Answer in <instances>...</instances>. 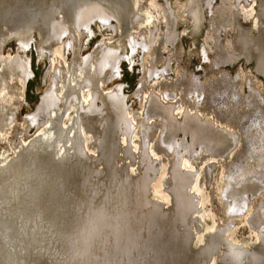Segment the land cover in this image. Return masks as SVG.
Returning a JSON list of instances; mask_svg holds the SVG:
<instances>
[{"label":"bare ground","instance_id":"obj_1","mask_svg":"<svg viewBox=\"0 0 264 264\" xmlns=\"http://www.w3.org/2000/svg\"><path fill=\"white\" fill-rule=\"evenodd\" d=\"M15 1H5L10 6L5 14V18H10L8 24H14V17L28 18L32 13L31 17L36 18V12L50 11L48 7L34 6L37 0H17L14 7ZM71 1L53 0V3L54 6L67 8L70 19L74 13V21L80 27L84 21L90 20L87 17L92 18L86 23V32L89 30L93 34L90 25L95 15L103 23L110 22L112 13L108 8L91 10L85 4L91 5L92 0H82L84 3H79L73 10ZM120 6L124 7L123 4ZM53 21L48 29L51 42L58 41L55 31L65 33L61 28L65 21ZM43 23L37 26L44 25L42 27L46 31L47 22ZM21 43L22 50L28 49V39ZM260 52L257 66L263 72L264 51ZM109 53L112 55L97 58V69L102 73L110 69L113 78L119 57L114 52ZM17 55L11 59L12 71L18 70L13 74L19 73L22 68L26 71L28 66V62ZM82 62L87 65L86 59ZM30 73V69L26 74L22 73L23 83L30 79ZM64 82L66 86L67 80ZM85 82L94 84L90 78ZM70 101L67 95H55L52 82L34 116L30 114L27 117L32 124L39 122L40 118L45 120V130L0 168V264H203V258L209 259L208 256L214 254L215 240L212 239L219 230L215 228L202 238L199 235L200 220L195 212L201 198L207 194L205 180L210 177L215 154L209 150L200 151V155L176 153L163 146L167 144V136L161 142L157 134L159 128L147 141L141 142L144 147L142 153L140 148L136 153L134 142L128 138L134 130L130 123L128 126L125 124V135L119 131L100 136L96 134L95 124L94 131L86 126L90 121L85 125L86 119L91 120V112L87 108L79 113V118L74 117V121L65 118L66 115H59V112V116L48 113L53 106V109L61 111L59 103L69 102L70 106ZM122 105L125 106L124 101ZM125 111L130 122L126 108ZM148 113L150 117L157 113L154 117L164 115L166 120L170 118L166 109L153 103L148 104ZM106 115L110 113L106 112ZM126 120L123 113L120 118L119 114L113 115V122L118 127ZM196 120L187 129L193 136L194 144L199 142L212 152L218 150L221 154L232 145L227 133L207 131L211 123ZM166 131L164 133L167 134ZM211 139L213 146L206 143L207 140L210 143ZM38 146L40 149L36 152ZM241 151L231 157L228 167L232 173L228 176L237 170L238 165H245ZM164 163L167 165L163 168ZM159 171L163 178L156 180H160L157 188L152 187L157 191V198L162 199L157 201L149 192ZM233 181L226 192L238 198L243 195V189L239 188L246 183L239 180L234 187ZM243 202L238 198L236 203L239 206ZM261 212H257L250 222L256 227L255 245H258V250L248 254L232 246L236 248L231 251L232 260L234 257L238 262L242 256L249 255L255 263L264 264V214ZM11 233H14L12 237ZM197 243L201 245L196 247ZM218 260L216 258L214 263Z\"/></svg>","mask_w":264,"mask_h":264},{"label":"rangeland","instance_id":"obj_2","mask_svg":"<svg viewBox=\"0 0 264 264\" xmlns=\"http://www.w3.org/2000/svg\"><path fill=\"white\" fill-rule=\"evenodd\" d=\"M5 1L2 0L0 6L3 2L6 3ZM133 1L135 4L132 11L139 20L129 29L133 45L122 36V28L115 19L106 25L99 20L92 22L90 30L93 34L84 29L70 31L72 27L69 23V34L61 41L46 43L41 35L45 32L42 27L44 25L36 26L34 39L25 51L19 47L16 38L12 37L6 41L3 39L5 42L0 46V58L14 57L19 53L29 63L32 71L30 79L25 83L19 73L9 78L10 88L7 87L3 96L0 95V105L4 107L0 108L15 115L13 120L0 128V168L26 148L27 143L38 133L45 130V120L40 118L39 122L32 124L27 120V116L33 114L40 106L42 97L52 82L55 95L63 96L66 91L64 79L69 78L70 88L75 87L81 79L83 72L79 69L85 70L81 66L82 59L93 55L91 58L97 60L101 49H115L119 57V63L116 64L119 67L118 73L109 80L106 88L121 86L120 98L123 99L127 112L142 121L139 127L146 119L148 102L150 105L154 99L158 103L161 102L160 107L168 108L170 104H175L173 115L178 123L184 122L185 112H188L189 116L197 112L196 115L201 119L213 123L214 127L210 126L218 129L215 132L226 129L236 133V141L232 142L228 150L222 154L214 150L213 169L208 180H205L207 194L201 198V203L196 208L195 215L200 220L199 235L202 238L215 228L219 230L212 239L215 240L212 248L214 254L208 256L209 259L203 258L202 262L261 264L255 263L249 255L242 256L238 262L230 256L232 249H236L232 246L248 254L258 250V245H255L256 227L250 222L257 212L262 211L264 214V166L262 167L261 157L255 152L259 146L264 148V73L257 66V51L252 48L250 52H245L241 42L246 37L251 41L260 38L264 44V37L261 36L264 35V0ZM35 2L43 9L53 6V0ZM5 14L6 10L0 7V17L3 18ZM0 25L5 35L15 30L13 24L0 22ZM20 31L21 34L30 32L26 29ZM76 64L81 68H76ZM1 67L2 64L0 77ZM150 70L155 74H149ZM194 84L200 88L195 94L190 93L188 89ZM2 86H5V82L0 83V90ZM88 90L91 89L83 90L82 102L89 98ZM149 91H152L150 99H153L147 101ZM204 104L208 110H205ZM70 106L71 115L73 111L82 112V105ZM98 107L103 109V106ZM197 107H202L204 112L196 111ZM56 114L54 112V115ZM76 115L70 116L72 121ZM78 116L79 114L76 118H79ZM90 118V123L86 125L88 121H85V125L94 131L95 124L96 134L107 128L106 118L101 126L98 124L101 120ZM158 118L159 116L151 117L144 129L149 133L154 130L155 133L159 128L160 133L157 134L161 135L163 128L159 125ZM176 140L192 144L196 155L205 150L202 144H194L193 136L185 134L183 130L176 133ZM209 141L206 143L213 146L212 139L210 143ZM39 149L40 146L36 147L35 151L38 152ZM59 150L60 148L57 149ZM143 150L142 146L141 151ZM240 150L245 164L242 168L252 170L253 174L258 173L261 179L238 186L245 194L244 203L238 206V199L227 195L226 191L230 182L228 173H232L228 167L231 163L229 161ZM181 154H185V148L181 149ZM165 165L167 163L163 164V168ZM158 178H163L160 171L152 181L149 192L157 201L162 199L157 198V191L152 187H158ZM163 187L162 192H165ZM200 245L197 243L195 246ZM222 255H225L223 260ZM216 258H219L218 263H214Z\"/></svg>","mask_w":264,"mask_h":264},{"label":"flooded vegetation","instance_id":"obj_3","mask_svg":"<svg viewBox=\"0 0 264 264\" xmlns=\"http://www.w3.org/2000/svg\"><path fill=\"white\" fill-rule=\"evenodd\" d=\"M20 1L22 2V0H20ZM81 1L82 0H72L71 1L72 6H73V10L76 8V6H78L79 3H84V2H81ZM91 2H93L91 5H86L85 4V7L86 8H90L91 10H94V8H96V7H104V8H108L109 12L112 13V16L110 14L111 20H110L109 23H103L102 21H100V19H99V17L97 15H95V17L93 18V22L95 20H99L102 24L106 25V24H110L111 21L113 19H115L118 22V24L121 26V28H122V32H121L122 36L126 37L130 41L131 37L129 36V29L134 24H136L137 21H139V20L136 19V16H134V13L132 11L134 9V4H135L134 1L133 0H92ZM0 3H2V0H0ZM87 3H89V2H87ZM52 4H53V6L48 7L49 10H50L49 13L36 12L35 13L36 18L31 17L32 13L29 14L28 18H17V17H14L15 19H14L13 26H15L14 27L15 30H12L8 35H5V33L3 34V29L0 28V38H1L0 39V46L1 45L3 46L4 42L8 38L10 39L12 37H14V38H16L18 40L19 47L22 44L21 43L22 40L28 39L29 41L32 42L33 39H34L33 38L34 37L33 34L37 30L36 29L37 24H39V23L40 24H44L43 23L44 21H46L47 22L46 24L48 25V27L46 28V31L43 32L42 34L39 31L38 32L42 35L44 43H46V41L51 42L50 41L51 40L50 39V37H51L50 36V30H48V29H49L50 24L52 22H54L53 20H56L55 22H58V21L63 22V20L65 21V22H63L64 26L61 25V28L64 29L65 33L58 32V30L55 31V33H54L55 36L59 37V38H57L58 41H61L65 37V35L69 34V28L70 27H72L70 29V31L71 30L75 31V30H79V29L86 30V27H85L86 23L92 20V18H88L87 17V19H90V20L84 21L83 22L84 24L80 27L76 23V21H74L75 20L74 19V13L72 15V19H69V16L67 14V12H68L67 8H63V7L60 8L58 6H54L55 5L54 3H52ZM121 4H123L124 7L120 6ZM7 5L8 4L3 2V5H1L0 7L4 8L6 10L7 7L10 8V6H7ZM16 5H17V0L15 1V4L13 6L16 7ZM28 5L30 7L33 6L32 4H28ZM34 6L37 7L38 6L37 3L34 4ZM91 16L92 15H90V17ZM24 19H27V20L25 21ZM9 21H10V18L9 17L5 18V15H4L3 18L0 17V22L2 24H8ZM69 23L71 24L70 27L68 26ZM9 25H11V23H9ZM23 29L30 30V32H27L25 34L24 33L21 34L20 30H23ZM31 31H33V32H31ZM261 36L264 37V35H261ZM3 39H5V41ZM247 39H250V38L247 37ZM259 39L260 38L255 39L254 41L250 40L249 42L244 41L245 39L242 40L241 42L244 43V45H243L244 51L245 52H250L251 49L254 48V50L257 51L258 56L260 58V53H261L260 51H264V44ZM262 39H264V38H262ZM132 41H133V39H132ZM130 44L133 45V42H130ZM245 46H246V48H245ZM133 49H135V47ZM109 51L114 52V54L117 56L118 52H116L115 49L108 48L107 50L101 49L100 53L97 55V57L102 56V55L111 56L112 54H110ZM1 55H2V51L0 50V57H1ZM15 56H18V55H15ZM19 56H20V54H19ZM92 56L93 55L84 58V59L87 60V65L85 66L86 62H83V64H81V66H83L85 68V70L83 71V70L79 69L80 72H83V75L81 76V79L79 80L78 84L75 87L70 88V83H69V80H68L69 78L66 79L67 80V85L65 86L66 87V89H65L66 91H65L64 95H67L68 97L71 98V101H70L71 103L70 104L72 106L73 105L74 106H80V105L83 106L85 104V107L84 108L82 107V111L85 110V108H87V110L89 112H91L90 116L91 117H95V121H97V119L101 120L98 123V124H100V126L102 124L103 119H105V118L107 119V128L102 130L101 133H99L100 136H102L104 133H106V136H107V132H110L112 134L113 132L114 133H118L119 131H121V133H123L125 135L126 133L124 132V130L127 131L126 126H128L129 123H130L131 126H134L135 127V128L133 127L134 130H133L132 134L128 135V138H131L130 139L131 142H134L135 148H136V153H137L139 148L141 150V147L143 146L141 144V142L147 141L152 136V134L154 133V130L151 133H149L147 130L144 129V125L148 124V122H149V120L151 118L149 116V113H148V106H147V108L145 110L146 111V119L144 120V124L141 127H139V126H140L142 121L138 120L136 118V116H134L130 112H128L129 113L128 116L130 115L129 117H130L131 121L128 122L129 119H128L127 115H126L125 106L122 105L123 99L120 98L121 86H117V87L112 88V89H107L106 88V85L108 84V82L110 80L109 78L110 77L112 78L113 73H110V69H108V71L106 70L104 73H102L99 69H97L98 62H96L95 58H91ZM12 58H14V57H10V58L2 57V59L0 58V65L2 64V67H1L2 75L0 77V83L5 82V86H2L3 88L1 87L2 89L0 90V95L1 96H3L4 91H5V89L7 87L10 88V86L8 85L9 78L17 76V74H13V73H16L18 70L12 71V69H11V66H12L11 65V62H12L11 59ZM84 59H82V61ZM20 65H21V62L19 64V68H20ZM76 66H77L76 68H79V67L81 68V66H79L77 64H76ZM30 67L31 66L28 63L27 70L25 71L22 68L19 71V74H21V75H22V73L26 74L28 72V69H30ZM114 68H115L114 69V73L115 74L118 73V68L119 67L117 65H115ZM30 71H32V70H30ZM263 73H264V71H263ZM152 74H155V72L153 70L151 72V75ZM29 76H28V78H29ZM72 76H75V75H72ZM107 76H108V78H107ZM89 78H90L91 82H93V80H94V82H93L94 84H92V83L89 84L88 82L87 83L85 82ZM86 88H90L91 89V90H88L89 91V98L87 100H85V102H82L81 101L82 100L81 99V95L83 93V90L86 89ZM188 89L190 90V93H194V94L197 93L198 91H200V88L196 84L191 85L190 88H188ZM151 94H152V91L151 92L149 91V95H148L147 101L150 99ZM152 99L153 98H151L150 100H152ZM159 101H160V99H159ZM152 103L154 105H156V106H159V107H160V104H161V102L158 103L154 99H153ZM163 103H165V101ZM148 104H149V102H148ZM92 105H93V107L91 108ZM98 105L99 106H103V109L99 108ZM174 105L175 104H170L168 108L160 107V108H164V109L167 110V114H168V116L170 118H169V120H166L164 115L163 116H161V115L159 116L158 122H159V125L162 126V128H163V133L161 135H159V133H160L159 132L158 135L160 137H158V138H161L160 140L162 142V139L164 140L165 136H167V144H163V146L172 149L176 153L177 152L181 153V149L185 148V152L192 155V154L195 153V150L193 149L192 144L188 145V144H184V141L182 143H181V141L180 142L177 141L176 140V133L179 130H184L183 132L185 134H188V133L191 134L189 131H187V129H188L189 126L192 125L193 122H195L196 119L198 120V122H201V123L209 122V121H204L203 119H201L199 115H196L197 112L194 113L193 116H189L188 112H185L184 122L183 123H178L176 121L174 115H173V108L175 109ZM204 105H205V108H206L205 110H208V107L206 106V104H204ZM0 107H3V106L0 105ZM70 107L71 106H69V102H67V103L66 102L62 103L61 102V103H59V108H61V111H60V109H58V110L53 109L54 108V106H53V107H50V108H52V109H50V111L48 109V111H49L48 113L49 114L51 113L52 115H54V112L55 113L59 112L58 113L59 115H66L65 118L71 119L73 114H77L78 115L80 113V111L79 110H77L75 112L73 111L72 115H71L69 113V110H72ZM3 108H0V127L1 128H3L6 123H8L9 119L11 121L15 117L14 114L8 113ZM195 110L198 111V112H201L204 109L202 107H197ZM106 112H109L110 115H106ZM114 113L119 114V118H120V115L122 116V113H123L124 116L127 119L122 124L120 123L121 125L119 127L117 126V124L115 122H113ZM59 115H57V116H59ZM95 115H97V116H95ZM30 116H34V114L30 115ZM30 116H27V117H30ZM76 116H74V117H76ZM154 116H157V113H153L152 117H154ZM80 119L83 120V116L82 115H80ZM162 119H163V122H162ZM86 120L90 121L89 119H86ZM125 124H126V126H125ZM211 125L213 126V123H211ZM212 126L209 127V129H208V127L207 128L205 127V128H206L207 131H212V132H214L215 130H218L216 127L212 128ZM166 129H167V131H166L167 134L164 133V131ZM224 130H225V133H227L226 135L231 138L232 142H234L235 141V137L237 138V136L234 135V133L228 132L226 129H224ZM224 130H222V131H224ZM218 132H220V131H218ZM122 141L125 142V139L122 138ZM100 142L102 144L105 143L102 140H100ZM128 143H129V140H128ZM197 144H200V143L198 142ZM204 149L205 150H209L212 154L214 153V152H212V150L209 147L204 148ZM256 150H258V151H255L256 153H258L256 155L261 157V163H262V167H263L264 166V148L262 149L261 146H259ZM260 150H262V151L259 153ZM141 153H142V151H141ZM242 166H243L242 164L238 165L237 170L235 169L233 171L232 176H230V179L228 180V181H230L228 183V185L231 184L232 180H234L233 184H234V187H236V181H239V180L244 182V183H246V182H249V181H256V180L261 179L260 177H258V175H259L258 173L253 174L252 170L249 171V170L243 169ZM244 170H246V171L243 173ZM260 183L262 184V182H260ZM239 190H241V189L239 188ZM236 192H237V190H236ZM234 197L237 198L236 196H234ZM238 198H241L242 200L245 201L244 192H243V195L238 197Z\"/></svg>","mask_w":264,"mask_h":264},{"label":"water","instance_id":"obj_4","mask_svg":"<svg viewBox=\"0 0 264 264\" xmlns=\"http://www.w3.org/2000/svg\"><path fill=\"white\" fill-rule=\"evenodd\" d=\"M18 207H19V206H18V204H17V210H18ZM7 213L10 214V212H7ZM14 220H15V219H14ZM13 235H14V233H11V237H12ZM14 242H18V241L15 240ZM16 246H18V245H15V247H16ZM53 249H54V248H52V250H53Z\"/></svg>","mask_w":264,"mask_h":264}]
</instances>
